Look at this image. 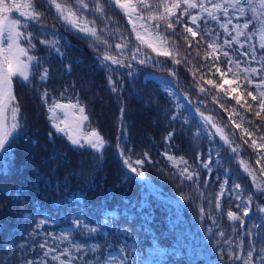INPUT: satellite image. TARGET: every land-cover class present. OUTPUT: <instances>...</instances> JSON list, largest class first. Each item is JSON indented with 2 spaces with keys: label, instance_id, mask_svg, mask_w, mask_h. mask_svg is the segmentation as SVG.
<instances>
[{
  "label": "trees",
  "instance_id": "1",
  "mask_svg": "<svg viewBox=\"0 0 264 264\" xmlns=\"http://www.w3.org/2000/svg\"><path fill=\"white\" fill-rule=\"evenodd\" d=\"M35 3L45 12L42 22L48 31L41 34L39 25L31 30L39 39L49 40L57 39L52 34L53 30L58 32L63 38L59 47L64 55L61 57L53 51L44 64L49 69L47 81L40 82L36 69H33L37 75L32 78L31 85L17 78L13 81L23 129L12 144L11 153L0 157V264H27L29 260H36L42 255L39 244L44 242L48 233L55 236L69 233L70 240L77 243L100 246L96 253L87 249L80 253L83 258L77 259L74 264H96V259H100L101 264H105V261L112 264L113 259L115 264H145L148 259L151 264H229L226 251L221 252L224 246H217L220 238L214 233L224 231L233 234L235 228V234H239V222H231L226 216L230 209L239 212L237 202L234 198L223 197L222 212H215L218 181L214 172L204 192L205 197H212L214 219L218 224L201 216L200 207L206 210L209 207L207 199L197 195L192 182L181 183L177 169L162 154L167 152L184 157L190 164H195L197 153L202 154L203 160L208 157L209 141L203 136L194 138L198 127L196 117L184 109H177L158 84L145 76L157 73L171 79L179 91L187 96L199 118L201 112L213 116L217 124L225 127L234 145L241 146L239 158L244 159L257 173L258 181H264V176L259 175L260 165L257 164V152H264V149L254 151L250 140L245 144L241 139L242 129L235 128L229 120V112L235 108L239 113L234 116L235 123L253 131L257 139L264 136V120L255 117L258 110L256 102L251 101L244 91L248 86L244 84L232 92L241 81L225 84L224 92L220 95L224 96L225 92L240 95L241 103L248 100L254 105L253 110L246 112L236 105L235 100H230L226 105L229 112H226L213 102L216 95L214 88L207 94L198 91L195 81L200 80L199 73L206 72V69L201 67L203 62L195 58V50L188 56L191 64L185 61L173 65L172 59L157 57L146 45L143 50L162 62L163 68L132 61L133 76L128 75L130 69L127 67L112 66L117 72H110L100 63L103 45L95 49L84 35L66 30L49 11L44 0H35ZM105 9L120 31L129 34L132 41L130 47H135L137 41L127 18L114 5L109 8L105 4ZM85 16L89 20L95 19V26L104 28V22L98 16L88 12H85ZM109 27L115 30L111 25ZM178 32H182V28ZM259 36L258 33L255 37L257 42ZM39 39L34 41L37 49L33 54L47 58L49 49L41 45ZM177 43L180 51L177 58L185 57L184 41L181 39ZM112 54H116L115 48H112ZM203 54L202 49L200 55ZM220 66L222 69L225 67ZM169 69L175 70V77L170 75ZM194 72L197 73L195 77ZM109 75L117 81V92H113L109 85ZM207 78L221 82L218 74L215 77L206 75ZM225 79L230 80L231 76ZM45 90L48 91L47 104L41 100ZM53 99L62 103H74L78 99L85 106L89 120L83 128L87 132L96 129L107 141L102 158L90 148L73 146L65 135L55 132L47 110ZM121 108L124 109L122 116ZM175 112L180 113V119L174 121L171 117ZM185 119L188 120L187 124L183 123ZM249 120L253 122L251 125ZM121 125L127 132L123 138L127 141L126 147L133 150L126 154L131 155L132 159L142 157L145 152L150 156L151 162H146L142 169L145 180L125 168L116 151ZM50 132L53 133L51 139ZM169 132H174V136L170 142H166L165 136ZM216 142L217 151L223 153V168L233 173L229 184H241L245 196L255 192L252 179L240 167L238 158L232 156L227 147H222L219 136ZM260 142L264 141L258 139ZM200 175V187L203 189V178L208 173L201 170ZM181 193L189 198L184 199ZM258 204H264V194L253 197L254 213ZM76 218L98 231L89 235L83 225L74 226ZM254 222L255 217L249 219L247 225ZM66 246L68 242L61 244V250ZM247 246L246 238L245 248ZM114 250H118L119 254L108 259L107 254Z\"/></svg>",
  "mask_w": 264,
  "mask_h": 264
},
{
  "label": "snow or ice",
  "instance_id": "2",
  "mask_svg": "<svg viewBox=\"0 0 264 264\" xmlns=\"http://www.w3.org/2000/svg\"><path fill=\"white\" fill-rule=\"evenodd\" d=\"M44 2L50 9L55 10L56 17L66 26V30L83 33L95 49H100L103 45L100 63L110 72H117V69L112 66L127 67L130 69L128 75L133 76L132 61L141 65L151 63L154 67L163 68L164 64L155 60L151 53H155L157 57H169L173 65H179L185 61L191 64L192 60L188 59V56L195 50V58L201 60L203 62L201 67L206 69V72L199 73L200 80L195 81L198 91L207 94L214 88L216 95L213 96V102L219 104L226 112H229L226 105L230 100H235L236 105L244 108L246 112L252 111L254 105L248 100L241 103L240 95L233 96L227 92L224 96L220 95L224 92L225 84L241 81L237 83L236 88L232 89V92H236L237 88L246 84L248 87L244 91L251 101L256 102L255 107L258 108L255 111V117L264 120V0H135V2L132 0H94V2L93 0H44ZM105 4L109 8L114 5L127 18L128 24L132 26L131 32L135 34L137 41L135 47H130L132 41L129 40V34L120 31L117 23L108 15ZM13 12H18L20 18H13ZM85 12L98 16L104 22V28L98 31L95 19L89 21L84 15ZM44 15L45 12L36 5L35 0H0V157L11 153L12 144L23 129L21 108L13 91L14 78L31 85L32 78L37 75L33 69H36L40 82L47 81L49 69L44 67V64L47 63L53 51L61 57L64 55L59 47L63 38L58 32L53 30L52 34L57 39L49 40L39 39L35 31L31 30L39 25L41 34L48 31V27L42 22ZM109 25L115 30L113 31ZM179 28H182V32H178ZM258 33L260 36L257 42L255 37ZM37 39L41 45L49 49L47 58L33 54L37 49L34 43ZM181 39L184 41L186 56L177 58L180 56L177 42ZM111 40H118L115 43V55L112 54ZM145 45L151 49V53L143 50ZM202 49L203 56L200 55ZM220 65L225 67L222 69ZM169 73L173 77L176 75L174 69H169ZM196 74L194 72L193 76L195 77ZM217 74L220 77V83L213 78L205 79L206 75L215 77ZM229 75L231 79H225ZM108 80L112 91L117 92V81L113 80L111 75ZM160 83L165 91L175 97L170 81L161 78ZM205 85L211 87L206 88ZM63 96L62 92L61 97ZM47 97L48 91L45 90L41 94V100L46 104ZM175 98L179 101V97ZM177 106L184 107L181 103ZM47 110L48 119L56 133L65 135L73 146L81 149L90 148L102 158L107 141L96 129L86 133L81 131L82 126L89 120V116L86 114L85 106L81 105L78 99L74 103L71 101L62 103L53 99L48 104ZM184 110L188 109L184 108ZM123 111L124 109L121 108V116ZM238 115L239 113L233 108L229 112V120L233 122L235 128L242 129L241 139L244 143L247 144L250 140V146L254 151L264 149V142L258 143V139L264 141V136L257 139L253 131L242 128L240 123H235L234 116ZM171 119L179 120L180 113H173ZM240 119L244 118L240 117ZM183 123L187 124L188 120L185 119ZM248 123L251 125L253 122L249 120ZM256 128L259 130V125ZM126 135L127 132L121 125L118 130L116 151L125 168L137 177H144L142 169L146 162H151L150 156L147 152L136 159L127 155L126 153H132L133 150L126 147L127 141L123 139ZM52 136L53 133L50 132L49 138L51 139ZM173 136L174 132H169L165 136V141L170 142ZM201 136L209 141L207 160L202 159L201 153H197L195 164H190L184 157L169 155L167 152L162 155L166 156L177 169L176 174L181 183L192 182L197 195L207 199L209 207L207 210L200 207V214L215 224H218V221L214 219L212 197L211 195L205 197L204 189H207L211 183L213 173H217L216 180L220 183L219 191L215 196V212H222L223 197L234 198L239 212L230 209L226 216L229 221H238L240 225L238 235L235 234L237 232L235 228H233V234H226L224 231L214 233L220 238L216 242L217 246H224L221 247V252L226 251L229 264H264V204H258L255 213L252 210L253 197L264 194V181H258L257 173L244 159L239 158L241 146L233 144L225 127L217 124L213 116H206L202 112L194 138ZM217 136L223 142L222 147H227L231 155L238 158L240 167L251 177L255 192H249L245 196L241 184L235 182L229 187V180L233 173L230 169L223 168V153L217 151ZM257 157V164L260 165L259 175L264 176V152H257ZM213 164L216 165L215 168ZM201 170H206L208 173L203 178V189L200 187ZM221 172L222 181L219 174ZM181 195L184 199L189 198L184 193ZM253 217L255 222L247 225V221ZM73 223L77 227L83 225L89 235L98 231L97 228H89L83 224L79 218H76ZM246 238L247 248H245ZM64 242H68V246L61 250V244ZM39 248L42 250V255L34 261H27V264H49V260L51 264H74L77 259L83 258L79 255L80 253L86 249L96 253L100 246L77 243L70 240L69 233H62L59 236L48 233L44 242L39 244ZM96 264H101L100 259H96ZM112 264H115L114 259Z\"/></svg>",
  "mask_w": 264,
  "mask_h": 264
},
{
  "label": "rangeland",
  "instance_id": "3",
  "mask_svg": "<svg viewBox=\"0 0 264 264\" xmlns=\"http://www.w3.org/2000/svg\"><path fill=\"white\" fill-rule=\"evenodd\" d=\"M48 9H49V11L51 12V13H53L54 14V16L56 17V15H55V10L54 9H50L49 7H48ZM84 15H85V13H84ZM12 16H13V18H15V16H19V13L18 12H13L12 13ZM56 19L59 21V19L56 17ZM89 21H92V20H89ZM61 24H63L61 21H59ZM64 25V24H63ZM65 26V25H64ZM66 27V26H65ZM96 28H97V30L99 31L100 30V28L99 27H97L96 26ZM73 31H75V30H73ZM76 32V31H75ZM78 33V32H77ZM79 34H81V35H84L83 33H79ZM117 41H115V40H113V41H110V43L111 44H113L112 45V48H115V43H116ZM145 77H147V78H149V79H152V80H154L157 84H158V86L170 97V99L173 101V103L176 105V107H177V109H184V108H187L188 110L186 111L187 113H189V114H192V115H196V112H195V110L191 107V105H190V103H189V101H188V99H185V95L184 94H182L180 91H179V89L177 88V86H176V84L171 80V79H169V78H167V77H164V76H162V75H159V74H157V73H149V74H147ZM161 78H163L164 80H167V81H170L171 82V85H170V87L175 91V97H179V101H177L176 100V98L175 97H173L172 95H170L169 94V92L168 91H165L164 90V87L161 85V83H160V79ZM178 103H181V104H183V108H178ZM197 120H198V122L200 123V118L197 116ZM70 123H71V117H70V121H69ZM81 131L82 132H84V133H86L87 131L83 128V126H82V128H81ZM68 139V138H67ZM233 144H234V142H233ZM206 153H208V152H206ZM217 175V174H216ZM215 175V176H216ZM140 178H142V179H144L145 180V178L144 177H140ZM220 180L222 181L223 179H221V177H220ZM258 180V179H257ZM117 254H119L118 253V250L117 251H113V252H109L108 254H107V258L108 259H111L113 256H115V255H117ZM145 264H151V261H150V259H148L147 261H146V263Z\"/></svg>",
  "mask_w": 264,
  "mask_h": 264
}]
</instances>
